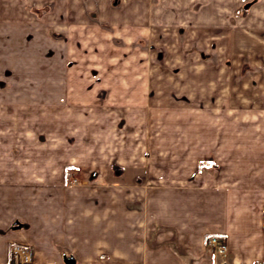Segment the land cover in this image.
<instances>
[{"label": "crops", "instance_id": "1", "mask_svg": "<svg viewBox=\"0 0 264 264\" xmlns=\"http://www.w3.org/2000/svg\"><path fill=\"white\" fill-rule=\"evenodd\" d=\"M163 2L0 0V104L82 108L78 134H63L64 146L79 139L80 161L101 173L115 163L136 167L134 156L142 167L141 184L102 174L71 182L61 165L55 176L52 163H60L64 148L34 150L23 163L15 157L30 155L27 147L0 144V264H18L11 261L18 244L33 249L34 264H264V132H255L251 154L245 132H236L231 143L229 131L216 127L225 118L197 111L204 107L203 96L213 100L218 91L185 85L178 69L164 83L160 77L171 70L155 67L148 76L137 66L145 65V54L136 53V38L177 43L174 28L182 13L191 11V0ZM47 5L42 15L27 8ZM254 5L252 26L261 28L264 0ZM183 16L190 22L191 16ZM147 23L155 24L153 29ZM199 27L209 26L200 22ZM256 34L264 39V31ZM70 59L78 66L69 69ZM145 84L151 93L148 108ZM181 109L188 114H177ZM146 120L161 124L157 140L167 124L179 126L171 138L179 164L164 160L145 169L146 156L161 154L152 146L154 132L152 149L145 151ZM53 155L57 159H49ZM186 156H195L190 167ZM204 159L218 168L199 170ZM214 234L227 239L225 257L206 246Z\"/></svg>", "mask_w": 264, "mask_h": 264}, {"label": "rangeland", "instance_id": "2", "mask_svg": "<svg viewBox=\"0 0 264 264\" xmlns=\"http://www.w3.org/2000/svg\"><path fill=\"white\" fill-rule=\"evenodd\" d=\"M148 1L150 5L165 4L163 0ZM178 1L182 2V5L186 3V0ZM259 1L191 0V11L183 12L180 25L177 24L176 28H174L176 39H178L177 43L170 39L164 44V42L160 43L161 41H158L154 36L145 35V38H136L137 42L134 45L139 57L145 54V65L138 63L137 66L144 67L148 76L152 68H167L171 71L165 74L162 73L164 75L160 77L166 83L173 74V70L178 69L177 71L181 73V79L185 85L189 86V84L193 83L191 85L202 86L201 89L203 90L207 87L210 92L213 89L218 91L216 97L213 92V100L209 98V95L208 97H200L203 99L201 105L204 104V107H199L197 111L215 119L218 117L225 118V122L216 124V127H225L224 131H229L231 143L236 142L235 134L245 132L247 135V147H249L248 151L251 154H254L255 132H264V39L256 34L264 31V25L261 28L252 26L253 23L257 22L253 17L254 4ZM43 7L45 8L41 10L36 9L34 6L27 8L33 14L42 15L51 6ZM36 10L38 11L36 12ZM178 14L180 13L177 12ZM184 14L192 17L190 22L184 18ZM209 15L214 16L211 18ZM200 22L207 23L209 27L200 28ZM147 24L150 29H153L152 26L155 25ZM169 29L173 30V28ZM43 30L46 31L45 29ZM51 32L53 31H49L51 36L48 34L50 37L53 36ZM110 61L108 60L105 64H109L108 62ZM68 62L71 63L68 65L69 69L78 66H74L76 64L75 59H70ZM101 62L103 61H96V64ZM5 74L9 77L8 70H6ZM70 78L72 79L71 75ZM0 84H2V79H0ZM147 84H145L146 108L149 106L148 100L151 95ZM92 87L93 85L89 89L91 90ZM91 93L93 94L94 91L91 90ZM185 98H188V95ZM207 105L210 107H207ZM211 105L213 106L211 107ZM82 112V108L79 109L74 105H70L68 108L38 107L34 105L7 107V105L1 103L0 144L2 145L5 141L7 143L10 142V145H7V149L12 148V150L17 147H20V149L27 147L28 154L32 153V155L34 150L64 148V151L58 156L60 163L56 161L52 163L55 166V176L61 171V173H64L66 181L76 182L83 179H95L102 174L104 176L108 175L107 179L114 181L141 184L142 167L140 166V160H137L136 156L133 157V165H136V167L125 168L123 164H121L122 166L118 164L120 165L118 166L115 163L116 166H112L108 173H101V171H98L99 168L95 167L93 163H87L86 159L84 163L80 161L82 159L81 155H79L80 147L78 148L77 146L78 143L80 144L79 139L74 138L75 140L70 141L69 146H64L66 144L63 142V134H78V127L80 126L78 122ZM92 112H94V109H92ZM177 114L186 115L188 113L181 109L177 111ZM145 116L148 118L150 113L149 115L145 113ZM169 117L170 115L167 118ZM125 120L126 118L122 117L120 123L124 133L129 130L124 125ZM156 123L152 124L149 120L145 121V151L149 153L152 146H155V148L161 149V154L157 153L154 156L145 155V169L147 165L157 166L159 163H163L164 160L168 161V163H180L176 161L179 158L178 152H176L178 148L174 146V142L171 139L174 137L175 131H177L175 129L179 126L167 124L165 126L166 129L164 128L165 132L161 136L163 139L157 140L163 129L161 124L157 125ZM81 125L84 126V123H81ZM151 132H154L155 136V139L152 140V146L150 145ZM82 134L85 135L86 133L82 130ZM17 141L22 144H17ZM67 141L69 140L67 139ZM13 142L16 145L12 144ZM108 143H110L109 140ZM134 143L141 147L142 140L136 139ZM141 149L139 148V150ZM167 150L169 152L167 154L164 153ZM42 157L35 156L34 158L33 156L34 159H41ZM194 157L186 156L183 160L188 161L190 167L193 160L200 156ZM15 158L27 163V160L31 159L32 156L30 154ZM50 158L52 160L57 159V155L49 156ZM66 158L67 160H65ZM122 161V163H125L124 160ZM56 165H61V170L58 171ZM201 165L202 168L200 167ZM198 167L199 170L209 169L212 171L218 168V165L204 159L200 160Z\"/></svg>", "mask_w": 264, "mask_h": 264}, {"label": "built area", "instance_id": "3", "mask_svg": "<svg viewBox=\"0 0 264 264\" xmlns=\"http://www.w3.org/2000/svg\"><path fill=\"white\" fill-rule=\"evenodd\" d=\"M206 246L215 256L225 257L228 254L227 239L223 235L214 234L207 238ZM12 256L18 264H34V251L28 245H14Z\"/></svg>", "mask_w": 264, "mask_h": 264}, {"label": "trees", "instance_id": "4", "mask_svg": "<svg viewBox=\"0 0 264 264\" xmlns=\"http://www.w3.org/2000/svg\"><path fill=\"white\" fill-rule=\"evenodd\" d=\"M200 167L202 168V165H201ZM11 256H12V249H11ZM11 261H13V256H12V259H11Z\"/></svg>", "mask_w": 264, "mask_h": 264}]
</instances>
